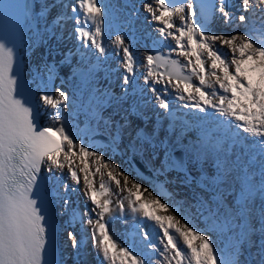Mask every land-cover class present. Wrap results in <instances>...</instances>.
I'll list each match as a JSON object with an SVG mask.
<instances>
[{
    "label": "snow or ice",
    "instance_id": "1",
    "mask_svg": "<svg viewBox=\"0 0 264 264\" xmlns=\"http://www.w3.org/2000/svg\"><path fill=\"white\" fill-rule=\"evenodd\" d=\"M54 6L42 5L39 15ZM61 7L73 15L61 13L57 23L72 21L81 46L106 56L105 17L110 21L114 12L119 14L126 6L62 0ZM141 9L145 19L156 25L158 37H150L154 42L174 41L168 54L148 50L138 61L124 33L111 38L109 32L110 43L124 70L123 85H133L138 63L144 68V84L164 110L168 129L134 127L129 115L145 116L135 103L123 110L119 120L114 119L115 112L106 116V105H119L127 96L123 88L121 97L110 93L93 97L85 112L87 126L81 130L73 124L76 106L70 104L68 93L59 89L49 93L40 85L31 90L14 48L8 46V37L22 34L37 14L35 4L0 0V264H67L57 245L60 225L50 192L51 188L59 194L51 181L60 182L67 192L70 186L62 183L65 179L82 184L79 191L86 198V208L78 213L68 199L61 198L65 211L59 215L70 212L69 226L86 227L97 255L109 264L117 259L119 264H150L149 258L134 254L130 247L121 245L117 250L110 230L117 209L121 215L130 210L137 217L135 227L145 239H150L149 223L159 233L162 248L147 245L162 258L155 264H252V260L264 264V33L211 34L208 30L209 18L214 21L217 15L224 23L238 26H247L255 17L264 28V0H144ZM85 21L91 25L85 27ZM173 53L184 62L172 58ZM159 68L166 71L158 72ZM78 71L84 79L92 74L87 66ZM169 89L184 102V109L203 113L197 123L171 110L165 95ZM216 116L227 119L212 126ZM241 132L247 137L241 138ZM189 133L194 137L189 138ZM248 137L259 156L258 176L252 167L255 156L249 160L235 151L234 146ZM96 140L103 141L104 148H97ZM177 148L182 152L178 159L173 156ZM109 153L118 155L120 162L108 158ZM134 166L156 180L164 177V188L171 183L168 173L176 170L183 173L181 183L194 190L182 199L173 194L166 200L155 187L138 182ZM66 235L71 247L79 250L81 240L75 229ZM213 236H223L227 245ZM253 248L252 260H241Z\"/></svg>",
    "mask_w": 264,
    "mask_h": 264
},
{
    "label": "bare ground",
    "instance_id": "2",
    "mask_svg": "<svg viewBox=\"0 0 264 264\" xmlns=\"http://www.w3.org/2000/svg\"><path fill=\"white\" fill-rule=\"evenodd\" d=\"M126 1L129 2V6L121 9L119 14L114 12L110 21L107 16L105 17L108 24L105 29L104 40L108 53L106 56L101 57L94 49L81 46L80 38L73 32L72 21L64 19L61 20L59 24L57 23V20L60 19L59 14L65 13L67 16L73 15L70 10L61 7L62 0H32V3L35 4V13L37 14L31 20V23L33 22L34 26L29 29L26 43L23 49L20 50L23 62V75L33 91L37 89V85H40L41 89L44 90V86L50 79L54 81L55 89L66 91L69 95L70 104H75L76 106L75 109L72 110V116L74 117L73 124L81 130L87 126L85 112H87L89 102L93 100V97L101 99V93H110L114 97H121L123 88H127V96L119 103V105H106V116L115 112L118 114L114 115V119L119 120L120 117L124 115L123 110L129 109L130 106L135 103L138 106L139 111L143 112L145 116L139 117L136 115H129L128 119L133 122L134 127L139 125L141 128H152L155 126L163 130L168 129L169 120L165 117L164 110L159 107L148 86L144 84V68L141 67L139 63L136 66V75L134 77L133 85H123L122 77L124 75V70L119 57L113 54V46L110 43L109 32H111V38H114V35L117 33H124L128 40L131 41L133 45L132 51L137 53L138 61L143 59V54L148 50H152L153 52L161 51V54L167 55L169 47L174 45V41H171L170 38L168 41L157 39L156 43H151V39L147 36V32L153 31L156 37H158V33L154 30L156 27L155 23L150 19H145L146 14L141 9V4L144 0ZM63 2L71 3V0H63ZM102 2L105 4L120 3L124 5L122 0H102ZM45 4L55 6L50 7L49 10L41 16L39 15V10H41V6ZM132 9H134V14L130 15L129 11ZM134 15H139V22L136 30L132 31L131 26H127V22L130 23ZM260 23L259 20L253 17L252 21H250L247 26H238V24L233 23L226 24L217 15L216 19L210 24V27H208V25H206V27H208L209 32L216 26L222 28L220 29L221 31H218L220 33L216 34L224 32H227L226 34H234L239 31H249L253 36H259L261 33H264V28L260 27ZM210 33L213 34L212 32ZM133 34L135 35L134 37H132ZM222 47L224 50H227L226 45ZM173 57L184 62L182 57H177L174 53L172 54V58ZM81 61H83V65L81 64ZM83 66H87L92 70V74L88 79L82 78L78 71V69ZM49 68L52 69L51 74L49 73ZM164 79L166 80L167 77L165 76ZM193 80L194 83H198L195 78H193ZM156 87L160 89L161 93H163L162 85L158 84ZM165 95L170 103L171 110L176 112L177 116H182L184 120L195 124L198 122L197 118L203 115V113H199L194 109H184L182 107L184 102L176 99V94L171 89H169V92ZM190 118H192L193 121H191ZM44 119H46V117H41L42 121ZM226 119L227 118L216 116L211 121L212 126H215L217 122ZM145 120H147V123H145ZM223 127L226 128L227 124L223 125ZM80 134L83 135V132L81 131ZM194 135L188 136L189 138H193ZM240 136H242V132L240 133ZM161 138H165L163 131H161ZM88 142L92 143L91 141ZM250 144L255 148V144L252 141H250ZM250 157H253V155ZM255 157L258 161L259 156L256 155ZM108 158L113 159V162L115 163L120 162V157L118 155L109 153ZM188 167L193 169V173L196 174L195 169L191 164H189ZM205 167L208 168L209 166L205 165ZM57 175H59V173H57ZM136 178L138 182H141L145 187L150 186L140 180L137 176ZM95 179L98 186L100 179L99 176L97 175ZM182 179L183 173L181 172L172 170L168 173V180L171 181L168 186L172 190V193L176 195L177 199H182L191 195L194 190L193 187L187 185L184 187H178V184L180 185ZM62 183L70 186L67 192L64 187L60 186V182L56 181H51L50 184L55 185L59 189V194L57 195V192L52 191L51 188L50 192L51 198L55 202V209L57 210V222L58 225H60L57 237L58 246L67 261V264H109L108 261H103L102 257L97 255L92 241L89 239V236L86 235V227L81 228L75 224L69 226L67 221L71 218L70 212L65 216L59 215L61 211H65L62 207L63 201L61 198L68 199L71 202V207L75 208L78 213L86 208V198L84 194L79 191L82 184L76 186L70 179H65ZM72 187L77 188V190H70ZM165 199L169 200L171 197ZM113 207L116 206L113 205ZM128 211L129 210H126V213L121 215L117 209L113 214V219L110 224L111 234L117 242V250L119 249V246H124V244L130 248L135 246L143 251V255L146 258L153 259L158 253H154L147 245L149 243H155L158 246L159 233L154 231L149 223L146 227V231L149 233L150 239H145L140 229H137L133 224L130 226L128 225L131 220V215ZM118 216L121 218H116ZM140 223L142 225L145 224L142 220ZM74 229L81 240V248L79 250L71 247V241L66 235L68 231ZM114 230L117 231L116 234L112 233ZM67 251L69 253L68 255ZM134 254H136L135 251Z\"/></svg>",
    "mask_w": 264,
    "mask_h": 264
},
{
    "label": "rangeland",
    "instance_id": "3",
    "mask_svg": "<svg viewBox=\"0 0 264 264\" xmlns=\"http://www.w3.org/2000/svg\"><path fill=\"white\" fill-rule=\"evenodd\" d=\"M127 2V1H126ZM128 3V2H127ZM123 4L124 5H126V6H128L129 4H125L124 3V1H123ZM40 11V10H39ZM129 17H131V16H129ZM220 29H222V28H220V27H213L211 30H210V32H212L213 34H216V33H220V32H218ZM221 31V30H220ZM225 31H228V30H225ZM227 32H224L223 34H226ZM188 135H194V133H189ZM243 137H247V134H243L242 133V136H241V138H243ZM249 141V142H248ZM250 141H252V138L251 137H248L247 139H241L240 140V142H239V144H237V145H235L234 147H235V151H236V153H237V155H242V156H246L248 159H250L249 158V156H250V154H252L253 156H256V155H258V154H256L253 150L255 149L251 144H250ZM243 150V151H242ZM252 167H253V169H255V174L258 176V174H259V161H257L256 163H254V164H252ZM179 186H181V187H184L185 186V184H182L181 182H180V185L178 184V187ZM181 189V188H180ZM126 195V194H125ZM255 202H256V205L257 206H259V203H260V198H259V196H257L256 197V200H255ZM129 212V214L131 215V220L129 221V223H128V225L130 226V225H135V223L137 222V217L134 215V214H132L131 212H130V210L128 211ZM193 223L194 224H196V226L198 225L199 227H201L202 225H200V224H198L196 221H193ZM116 230H114L112 233L113 234H116ZM213 239L214 240H216L217 242H219L220 240H224V243L227 245V243H228V241L223 237V236H219V237H217V236H213ZM124 246H126L125 244H124ZM158 248H162V245H160L159 244V241H158ZM66 250H68V249H66ZM132 250H134L135 251V253L136 254H141V255H143V251L139 248V247H132ZM69 253H68V251H67V255H68ZM255 255V249L253 248V249H251V255L249 254V251H245L244 252V254L241 256V260H245V259H248V260H252V257ZM162 259L161 257H159L158 256V254L156 255V257H154L153 259L152 258H150V264H155V260L156 259ZM116 264H119V259H117V261H116ZM129 264H130V261H129ZM252 264H255V261L254 260H252Z\"/></svg>",
    "mask_w": 264,
    "mask_h": 264
},
{
    "label": "water",
    "instance_id": "4",
    "mask_svg": "<svg viewBox=\"0 0 264 264\" xmlns=\"http://www.w3.org/2000/svg\"><path fill=\"white\" fill-rule=\"evenodd\" d=\"M174 59H176V58H174ZM165 71H166L165 68H163V69L161 70V72H165ZM45 90H47L49 93H51V92L54 90V82H53V81H49V83H48V88L45 89ZM91 142H92V141H91ZM92 143H93V142H92ZM94 143L96 144L97 147H104V142H103V141L96 140V141H94ZM180 155H182V152H181L180 149H177V150H175V151L173 152V156H174L175 158H177V159L180 157ZM132 171H133V172L136 174V176H137L140 180H142L144 183H147V184H149V185L155 187L156 190H157L158 192H160V194H161V196H162L163 198H170V197L173 195L172 190L170 189L169 186H167V188H164V187L162 186L161 181L164 180L163 177H160V180H156L153 176H150V175L148 174V172L145 171L143 168L135 167V166L133 167ZM193 175H195V174L193 173Z\"/></svg>",
    "mask_w": 264,
    "mask_h": 264
}]
</instances>
